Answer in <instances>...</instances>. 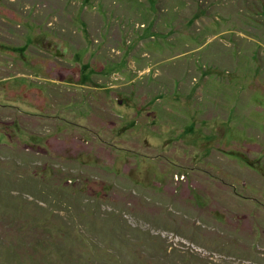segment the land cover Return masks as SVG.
Returning a JSON list of instances; mask_svg holds the SVG:
<instances>
[{
  "label": "rangeland",
  "instance_id": "rangeland-1",
  "mask_svg": "<svg viewBox=\"0 0 264 264\" xmlns=\"http://www.w3.org/2000/svg\"><path fill=\"white\" fill-rule=\"evenodd\" d=\"M24 141L49 152L23 166ZM263 144L264 12L249 0H0V201L32 204L9 194L31 176L172 264H264V197L238 213L230 191ZM208 171L231 180L209 190L218 222L188 185Z\"/></svg>",
  "mask_w": 264,
  "mask_h": 264
},
{
  "label": "trees",
  "instance_id": "trees-1",
  "mask_svg": "<svg viewBox=\"0 0 264 264\" xmlns=\"http://www.w3.org/2000/svg\"><path fill=\"white\" fill-rule=\"evenodd\" d=\"M50 2L54 3L56 0H50ZM249 2H251L254 7L259 8V12H264V0H249ZM220 4L221 8H223L222 1H220ZM199 6H201L200 1ZM199 6L198 9L201 8ZM40 11L42 12L44 10ZM40 11L35 10L34 12ZM205 11L206 10L203 9L202 13ZM71 127L72 126H70V128ZM45 132V139H49L50 136L48 133L52 132L51 128L46 127ZM256 142L254 143L255 145ZM22 143L25 146V150L28 151V153H24L23 157H20L23 166H28L32 161L27 157L31 155L32 152L38 156L40 154H48L49 152L48 150H44L45 152H34L35 149L40 148L42 145L30 149L26 146L25 141ZM261 147L262 150L260 152L251 153L250 159L241 158V163H243L242 165L244 166H241L237 172L234 171V175H230L232 177L236 175L240 180L237 192L236 189H231L229 187V182H231V180L225 177L223 179L221 178L222 184L218 183L220 177L214 172L208 171V173L201 174V176L206 174V177L203 179L207 181V185L203 190L196 188L194 185V182L200 179L192 177L191 183L188 184V176L182 174L183 172L180 173L184 177L183 181L190 185L194 197L197 198L198 204L203 205V207H209L211 211H214L212 220L218 222V219L221 218L219 206L216 204L218 202L217 200H219L218 196L209 193L210 188L212 189L215 184L225 185L229 190L231 189V194L234 193V196L241 197L240 205L236 210L238 213L242 212L241 208L243 206L249 205L246 204L248 200L262 201L260 197H264V167L262 168L261 164L263 163L264 166V144L261 145ZM246 154H249V152ZM195 170V168H192L191 172ZM224 173L227 172L224 170ZM15 174L16 178L20 180L26 176L23 175L22 177V175H19L16 169ZM28 176H30V174H28ZM1 190L2 187H0V192ZM59 190V188L51 187V185L45 186L44 184H40L36 178L32 180L30 176L29 192L15 189L9 194L14 193L15 195H20L18 192H21L23 193L22 196L28 198L33 197L34 200L32 204L27 203V205H21L19 200L15 202L10 198L0 201V214H2L0 215V220L3 219L1 220L2 224L0 226V264H172V262L168 260V256L158 254L163 253L162 250L166 248L157 250L153 247L154 250H152L151 248H146L137 243L142 250V253H140L136 243L130 246L131 238L127 239V237H125L124 239H120L121 232L117 229L112 231L108 224V217L94 214L91 217H94L96 222H88L89 220L86 219V214L87 212L90 214L91 210H93L92 205L90 203H82L78 196H66ZM200 191H202V194ZM207 195L210 196L213 203L210 201H202L203 197ZM227 195L230 197V194L227 193ZM38 201H44L46 207L40 206ZM159 201L158 199L155 204L165 205L166 203H159ZM144 202L146 203V199H144ZM8 209H10V212ZM30 209L32 211L26 212ZM262 210L264 211V208ZM253 211L254 212L250 214V216L253 215L256 217V214L259 213L260 218H262L260 211L255 208H253ZM61 212H64V214H60ZM65 214H68V216ZM3 215H11V217ZM236 215L238 216L239 214ZM100 217L103 218L102 226L101 223H98ZM198 222L206 226V220L202 221V218H200ZM208 223L211 226V220L208 221ZM8 226H18L21 228L18 230V227L16 228L17 233L16 236H14L4 233V229ZM261 226L264 228L263 223ZM1 228L3 230H1ZM224 229L225 227L223 228V233L225 234ZM89 234L93 235L94 241L89 238ZM182 237L188 239L186 235ZM96 238L99 241L95 242ZM213 240L214 238L212 237L211 241ZM214 252L217 253V251ZM193 254L199 256L194 252ZM231 254L238 255L239 253L234 251L226 255ZM252 256L253 255L243 253L240 255V258L242 260H248L251 259ZM186 257H189L190 264H197L193 262L196 258L192 256Z\"/></svg>",
  "mask_w": 264,
  "mask_h": 264
}]
</instances>
